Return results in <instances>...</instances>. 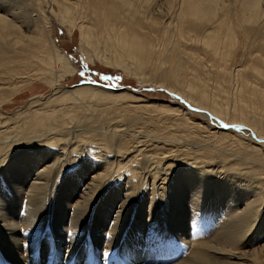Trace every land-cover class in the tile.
<instances>
[{
  "label": "bare ground",
  "instance_id": "obj_1",
  "mask_svg": "<svg viewBox=\"0 0 264 264\" xmlns=\"http://www.w3.org/2000/svg\"><path fill=\"white\" fill-rule=\"evenodd\" d=\"M13 1L17 2L18 0ZM52 1L59 7L58 16L61 20L70 24L71 27L78 29L80 50L86 59L92 60V54L89 53V49H92L95 57L103 61V63L121 68L124 72H130L132 75L137 74L139 68L143 67V65H151L156 71L164 70L168 66L167 79L181 86V90L177 91L167 83V87L165 88L171 93L179 95L188 101L192 100L191 103L195 107L197 106L200 109L209 111L208 113L218 120H227L226 126L234 124L229 121L238 122L239 124L243 123L250 127L258 138L264 139V42L256 43V41L260 40L257 30L261 25L264 26V0H232L233 4L237 3L235 22H233L229 13L228 6L231 3L230 0H93L95 3L89 1L92 3L89 8H91V12L94 14L92 21H90L92 23L89 24L84 18L80 19L77 17L79 10L76 8L75 3L71 5L63 0ZM162 1L167 4L166 7L172 12V16L168 17V20L161 19L159 13L157 16L153 15V10ZM16 2L10 4L8 1L10 5L6 4L9 7L2 6L4 14L0 13V81H2L0 82V106L1 103L8 102L22 89L31 86L34 80L43 81L52 87L53 91L42 99L35 97L31 101V105L40 104L39 106L21 109L11 113L12 115H5L0 112V171H2L6 180H13V177H15L18 181L15 185L22 183L24 180L22 177H25L24 173L27 172L31 177L34 174V170L38 172V174H34V178L30 181L31 184L27 190L31 194L27 195L34 198L37 196L41 199L38 202L35 199L34 209L35 211L38 210V213L36 211V214H32L34 213L33 209L28 208L25 211L27 215L22 219L24 220V224L27 222L25 227L29 223H33V226L30 228L31 231L34 228L37 230L38 233L34 241L38 243L40 239L37 236H40L44 228V214L47 211L45 191L47 190L50 181L49 177L54 169L53 166L56 163V158L59 154L66 155L65 153L68 151L73 154V150L81 154L82 158L79 161L85 162L87 166L83 164V168L80 171H86L90 176L92 175V181L82 191V200L75 204V214L69 218L70 226L79 230V238L77 243L69 246L70 249L68 251H64V259L61 264H89L84 259L76 261L78 255H81L79 243L85 237L86 231L83 228L88 219V209L92 203V197H94L93 195L96 193L95 191L98 186L109 175L108 173L112 167L107 164L109 157L105 152H101V150L93 152L90 150L84 151L85 148L82 144L92 141L93 138L89 141V137H95V134L96 137L108 140L113 139L116 135L121 137L123 133L113 125L104 130L108 133V136L105 137L100 129H98L101 125H97L92 121H87L86 125H84L82 123L83 119L81 120L82 115H78V111L81 108L77 104L84 105L87 112V109H94L92 108L94 102H115L119 100L121 95L132 96L129 93L110 92L105 87L99 88L95 87L96 85L92 86L89 84H80L79 86L70 88L53 87L58 81L73 76L75 72L72 62L56 46L50 36L49 14L52 13L54 15V11L52 9L44 10L43 5H38L40 11L35 14V17L38 20L40 16L42 21L44 20V25L40 26L38 22L31 25V20L28 21L29 19L27 20L22 17L21 13L24 14L25 12L24 15H26V11H20V6ZM6 4L4 1V5ZM6 8H8L7 11ZM157 12L159 11L154 13L157 14ZM240 46L243 49L241 56L243 62H240L233 68L235 71L233 75H236L237 80L236 87L234 86L235 89L233 88L232 104L229 109L228 103L223 101V97L219 99L213 92H217L219 87L222 88L223 82L228 81V73H231V71L228 72V69L231 70L229 62L233 59L236 50ZM202 59L206 63H211L207 65L208 63L206 64L203 61L204 65L206 64L209 67V71L206 70V73L211 72V77H213H206L203 79V82L199 80L198 75H193L189 71L182 69L183 65H191L195 72L199 73L196 68V62L201 64L200 61ZM181 72L188 76L184 77ZM206 73L205 76L207 75ZM208 78L212 79L215 83L212 84L213 86H219L216 87L217 90L211 92V89H209L210 91L207 89L209 86H206ZM159 87L164 86L161 85ZM218 91L221 92V90ZM217 93L219 94V92ZM138 101L142 102V100ZM109 105L111 103H107L106 107ZM137 106L147 107L148 109L158 108L157 111L167 110L173 111V113L178 111L179 115L183 114L186 118L188 114L183 108L179 107L164 109V104L162 103L157 107L142 104ZM103 116L107 121L113 119H110V116L107 117L106 113ZM188 119H191V121ZM188 119L185 123H192L193 125H189L190 127L197 130L201 128L203 130L202 127L204 126L201 120L199 121L193 117ZM115 121L117 122V120ZM95 125L99 127L97 128ZM2 127L5 129L1 130ZM209 128L206 126L207 130ZM180 130L182 131L183 129ZM199 131L197 132L199 133ZM96 132L100 133L97 135ZM230 132L231 129L220 132L213 131L212 133L231 137V139L224 137L221 141L237 142L238 144L236 145L240 146L243 144V147L246 145L249 152L245 147L246 152L243 151V148L241 152L243 151L245 155H248L255 164V168L251 167L246 174L235 171L228 172L227 166L234 164L236 160L232 159L233 161H230L231 159H228V152L226 153L222 150V147L226 146H221L218 141L220 148L213 144V146H210L208 145V141L201 139L192 143L191 141L195 139L190 137L189 132L188 134L186 133V136L190 137V139L188 138L190 141L184 138L185 136L183 137L187 139L186 145H190L184 151L183 158L180 157L178 162H174L173 157L178 156L177 151H175L176 149L174 150L176 153L174 152V155H170L169 157L172 159L170 166L174 169L177 176L174 182L178 186H175V198H173L172 207H177L179 204L186 202L185 198H183L186 195L181 194L182 191L179 187H185L184 191L188 193L187 195L190 194L189 198L192 199L194 209H204L205 206H202V203L204 204L207 197H212L210 193L214 195L215 199L218 195L216 192L218 190L216 189L219 187L222 189L220 191L221 200L226 202V206L238 201L241 194L245 197L243 198L245 202L244 205L242 203L243 207L241 206V209L236 206L227 213L224 224L216 232V237L208 242L196 243L192 259L182 260L176 264H243L241 261L244 259L247 250H243L246 245L242 240L254 229L259 222V217L261 219V215L263 214L261 207L263 202L261 200H263L264 196L262 197L261 193L264 191V151L257 152L261 147H259L260 144L257 147L253 145L255 142L251 144L253 141H250L251 143L248 142V139L244 138L243 135L241 136L237 132ZM157 137L159 138V136ZM214 138L216 137L214 136ZM169 139L172 140L170 137ZM173 139L175 138L173 137ZM199 141L204 142L202 143L203 145ZM262 142L264 143V141ZM179 144L181 145L182 143ZM47 145L53 146L56 150L47 148ZM225 145L229 147L230 144ZM231 146L230 150L232 149ZM236 148V152L234 151L235 155L238 152ZM19 153L22 154V158H17ZM245 155L244 159H246ZM115 159L112 161L114 164ZM213 159H218V164L215 163L217 161L214 162L215 165L217 164V169L219 170L216 172L219 175L222 173L221 182L217 181L214 188L207 179H204L205 177H202V174L208 170V167L213 169V166H211L213 163L209 162V160ZM241 159H238L237 162ZM131 161V159H128L127 165L124 167L130 168V171L128 170L129 184L135 177V173L136 175L141 173V171L138 173V170L135 171L136 169L129 166ZM116 162H118L116 166L122 163L121 159L116 160ZM31 165L32 170L29 171L28 166ZM59 165L61 167V164ZM185 166H189V168H185ZM225 168L227 172H221L223 171L221 169ZM117 170H119L118 167L115 169L116 173L118 172ZM177 173L179 174L177 175ZM138 176L141 177V175ZM143 180L145 181V179ZM186 182H190L191 184L187 186ZM219 183H221L220 186ZM171 186L169 183L167 187ZM22 187L25 188V186ZM131 189L133 188H127L128 191ZM126 193L128 192L126 191ZM242 196H240L241 199ZM165 197L164 201L162 200L163 198L161 199L163 203H166L163 204V209L167 207L169 202V197ZM243 201L241 200V202ZM130 204L129 201L123 204L125 207L124 211L118 216L119 221L117 222L116 220L109 230L115 233L109 244L113 248L118 245L117 241L126 222ZM149 204V208H152V210L148 208L149 224L154 225L158 223L160 214L159 205L162 203H159L156 198L151 197L149 198ZM4 205H0V241L2 242L4 258L8 260L9 264H50L48 261H42L39 257L34 256V253H32V256L27 257L25 247H31L32 245L31 243H26L24 248L19 245V238L16 236L19 227L14 223H10L15 216L3 213L6 212L2 210V206ZM237 205L239 204L237 203ZM171 211H175V209L171 208ZM240 246L243 247L240 248ZM56 254L58 253L56 252ZM51 264H54V262Z\"/></svg>",
  "mask_w": 264,
  "mask_h": 264
},
{
  "label": "rangeland",
  "instance_id": "obj_2",
  "mask_svg": "<svg viewBox=\"0 0 264 264\" xmlns=\"http://www.w3.org/2000/svg\"><path fill=\"white\" fill-rule=\"evenodd\" d=\"M4 1L5 4H12L13 2H16L13 0H0L1 14H4V9H2V6L9 7L10 5H4ZM63 1L71 5L75 3L76 8H78L79 10V12L77 13V17H79L80 19L84 18V20H86L88 24L92 23L90 21H92V16L94 17V14L93 12H91V8L89 7L90 4L92 5V3L94 2L93 0ZM89 1H91L92 3ZM17 2L16 3L20 6V11H26V15H24L25 12L24 14L21 13L23 15L22 17L27 20L29 19L28 21L31 20V25L35 22H38L40 26L44 25V20L42 21L40 16L38 17V20H36L35 17V14L40 11L39 6L43 5L44 10L52 9L54 11V15L52 13L49 14L50 36L56 46L62 52H64L67 55L68 59L72 62L73 66L75 67V72L73 76H69L61 81H58L57 84H55L53 87L70 88L79 86L80 84H89L92 86L96 85L95 87L99 88L105 87L110 92L114 91L118 93H129L132 96L130 97L121 95L119 100L115 102H103L101 100L103 104L94 102V105L92 106V108L94 109H87V112L84 105L77 104L81 108L78 111V115H82L81 120L83 119L82 123L84 125H86L85 123L87 121H92L97 125H101L100 127L97 125L95 126L97 128L99 127L98 129H100L105 137L108 136V133L104 130L110 128V126L112 127L113 125H115L116 129H119L121 133H123V135L121 137L116 135L114 136L115 139L113 137V139L106 140L101 137H96L95 134V137H89V141L91 138H93L92 141L86 144H82V146L85 148L84 151L90 150L93 152L96 150H101V152H105L109 157L107 164L110 165L112 169L109 171V175L105 177V181L103 180L101 185L98 186L97 190L95 191L97 194L94 193V197H92V203L88 209V219L83 228V230L86 231L85 237L79 243V250L81 251V255H78L76 261L78 259H84L89 264H176L182 260L192 259V254L195 252V244L200 242H208L216 237V232L221 227V225L224 224V219L227 217V213L236 206L237 208L241 209L244 205L245 200L243 201V198L245 197H243L241 194L239 195L240 201L238 199L240 203L236 201L229 206H226V202L224 200H221L220 191L222 189L221 187H219L216 189L218 190L216 191L218 195L215 199L214 195H211L210 193V196L212 197H207V199H205L204 201V204L202 203V206H205L204 209H194L191 201L192 199L189 198L190 194L187 195L188 193L184 191L185 187H179L182 191L181 194L186 195L183 197L185 198L186 202L182 199L185 202L184 204H179L177 207H172L173 198H175L174 190H176V187L178 186H176V182H174L177 176L174 169H172L170 166L172 162V159L169 158L170 155H174V152L177 151L178 156H174L173 159L174 162H178V159L180 157L183 158L185 153L184 151H186L187 147L190 146L186 145V140L188 138L190 139V137H193L195 140H192V143L197 142V140L201 139L204 141H208V145L210 146L215 145L219 148L220 144L221 146H226L222 147V150H224L226 153L228 152V159H231L230 161H233L232 159H234V161L236 160L234 164L227 166L228 172L235 171L237 173L239 172L246 174L247 172H249L251 167L255 168L254 161L244 153L247 149L246 145L244 146L246 148L245 149L243 147V144L238 146L236 145L238 144L237 142L231 143L228 140H226L228 142H225V140L221 141V139H224V137L226 139H231V137L213 134L212 132H220L222 130L224 131L227 129H231L230 133L237 132V134L239 133V135H243L244 138L248 139V142L253 141L252 143L250 142L251 144L255 142L253 145H256L257 147L260 144L259 147L261 146V149L259 148V151L257 152L264 151V143L262 142L264 141V139L258 138L254 134L252 129L243 123L239 124L238 122L229 121L234 124L226 126V123L228 122L227 120H218L210 115L208 113L209 111L200 109L197 106L195 107L191 103L192 100L188 101L179 95L171 93L168 89L165 88L167 87V83L177 91L181 90V86L178 83H172L167 79L168 66L164 70L156 71V69L151 65H143V67L139 68L137 74L132 75V73L130 72H124V70L121 68L113 67L109 64L103 63V61H100L95 57L92 49H89V53L92 54V60L86 59L82 55L80 50L78 29L75 27H71L70 24L61 20V18L58 16L59 7L52 0H18ZM230 2L231 3L228 6L229 13L231 14L233 22H235V9L237 8V3L233 4L234 2L232 0H230ZM27 3H29V5L26 6ZM166 6L167 4H165L163 1L160 2L158 5L159 8L157 7V9L155 7V9L153 10V15L157 16L159 13L161 19L164 18V20H168V17L172 16V12ZM7 9L8 8H6V11ZM156 11L159 12H157L156 14L154 13ZM160 13L162 15L164 14L163 16L167 17H163ZM257 34L260 35V40L256 41V43L264 42L263 25L258 28ZM242 50L243 49L240 46L236 50L235 56L232 59L233 61L230 60V62H232H229V68L231 70L228 69V72L231 71L232 73H228L230 81L228 79V81L226 80L227 82L225 81L226 83L223 82L221 86L222 88L216 86L219 87L218 90H221V92L217 90L215 85H212L215 84L212 79H210L213 78L211 77L212 73H206V70L209 69L207 65L211 63L207 62V64L203 60L204 58L200 61L201 64H199V62H196V68L199 73L195 72L191 65H183L182 69L189 71L193 75H198L201 82H203V79H205L206 77H210L208 78L209 80H207L208 83L206 86L209 85L207 89H211V92L217 90V92H219V94H221L222 96L219 95L216 91L213 93H215L219 99L223 97V101H226L228 103V107L230 109L233 98V88L235 89L237 80L236 75H233L235 72L233 68H235V66L240 62H243V59L241 57L243 52ZM203 61L207 65H204ZM205 73L207 74L206 76ZM101 74H105L106 77L101 79ZM182 74L184 75V77L188 76L187 74ZM161 85L164 87H159ZM52 91V87L45 84L43 81L34 80L32 81L31 86L19 91L8 102L1 103L0 112L5 115H12L11 113L15 111L39 106L40 104L31 105V101L35 97H40V99H42L52 93ZM225 91L227 94L225 93ZM138 100H142V102H139ZM107 103H111V105H109L111 108L109 106L106 107ZM161 103L164 104V109L169 107L183 108V110L188 113L187 118L183 114L179 115L178 111L173 113V111L171 112L167 110L157 111L158 108L148 109L147 107L137 106L142 104L153 105L157 107ZM101 111L103 115L106 113L107 117L110 116L109 118H113L114 120L112 119L110 121H107L101 114ZM176 116L178 117L176 118ZM184 117L185 119H183ZM190 117L196 118L199 121L201 120L204 126L202 127L203 130L199 127L198 130L195 128L193 129L192 127H190L192 123H185ZM115 120H117V122ZM188 120L191 121V119ZM100 123H102L103 125ZM173 126L179 127L175 128ZM206 126L210 127L209 130L206 129ZM187 127L190 129H188ZM4 129L3 127L1 128V130ZM180 129L183 130L181 131ZM200 129L202 132L199 131ZM197 131H199V133ZM153 132L159 133H155V136ZM178 132L181 133L182 136ZM188 132L191 135L190 137H188V135L186 136V133L188 134ZM96 133L98 135V133L100 132ZM148 133L152 134L150 135ZM174 134L176 135V137ZM201 135L203 136L201 137ZM157 136H159V138ZM214 136L216 138H214ZM169 137L172 140H170ZM173 137L175 139H173ZM183 137L187 139H184ZM176 138H178L177 141L179 142L176 141ZM189 139L188 141H190ZM179 143L182 144L180 145ZM202 143L204 142H201V144ZM162 144L164 145V147ZM225 144L230 145L228 147ZM230 146L232 148L231 150ZM47 148L56 150V148L51 145H47ZM235 148L238 149L237 155H235ZM242 148L244 152H241ZM181 153L183 154L180 155ZM65 154L66 155L59 154V156L56 158V163H54L53 166L54 169L51 172L52 178L51 176L49 177L50 181L48 183L47 190L45 191L47 211L44 214V228L40 236H37L40 239L38 243L34 241L36 234L38 233L37 230L34 228L31 231L30 228L33 226V223H29L27 227H25V224L27 222L24 224V220H22L23 217L27 215L25 211L28 208L33 209L32 211H34V213L32 214L38 213V210H36L37 212L35 211L34 206L36 201L38 202L41 199L37 196H35L34 198L27 195L30 194V192L27 191L29 185L31 184L30 181L33 180L34 174H38V172L34 170V174L31 177L29 176V174H27V172L24 173L25 177H22L24 179L22 183L19 185H15L18 182L15 177H13V180H6L2 171H0V205L5 204L4 206H2V210H5L6 212L3 213L8 215L12 214L15 216L12 219V222H9L14 223L19 227L16 235L19 238V245L24 248L26 243H31V247H25L27 257L32 256V253H34V256L39 257V259L42 261L46 260L50 264L53 262L54 264H61L62 260L64 259V251H68L70 249L69 246H72L71 244L78 242L79 230L70 226L69 218L71 215L73 216L75 214V204L82 200V191H84L88 183L92 181V175L90 176L86 171H80L81 168H83V164H85V162L79 161V159L82 158L81 154L74 150L73 154L70 151L66 152ZM166 155H168V158H165ZM244 155L246 159H244ZM238 156L240 157L236 158ZM241 157L243 158L241 159ZM17 158H22V154L19 153L17 155ZM112 158H116L115 164L112 163ZM118 159H121L122 163L119 164V166H116V164H118L116 160ZM128 159L132 160L131 164L129 165L130 167L136 169L135 171L138 170V173H140L139 171H141L140 174L136 175L135 173L136 178L134 177L130 181V184L128 181V170L130 168H124L125 165H127ZM238 159L241 160L237 162ZM217 160L218 159L209 160V162L213 163H210L211 166H213V169L211 167H208L207 169L211 171L209 172L208 170H206L204 172L205 174H202V177H205L204 179H207L212 184L213 188L216 186L215 184L217 183V181L221 182L222 179V173L219 175V173L216 172L219 171L217 169ZM214 162L217 164L215 165ZM59 164H61V167ZM85 166H87V164H85ZM31 167L32 165L28 166L29 171L32 170ZM116 167H118V169L120 170H117V173L115 171ZM185 168H189V166H185ZM221 170H223L221 172H224L226 168ZM79 172L82 173L80 176ZM178 174L179 173H177V175ZM138 175H141V177ZM137 178H140L139 182ZM143 179H145V181ZM169 183L170 185H172L171 187H167ZM186 184L187 186H189L191 183L186 182ZM21 185L25 186V188ZM220 185L221 183H219V186ZM128 187L133 189L128 191ZM126 191L129 194L126 193ZM148 191L150 192L148 193ZM144 194H146V196H144ZM261 194V196L263 197L264 191H262ZM165 196L169 197V202L167 204V207L163 209V204H166L163 203V201L165 200L164 198H166ZM240 196H242V199ZM151 197L156 198L159 203H162L161 205H159L160 214L158 217V223L154 225L149 224L148 216L149 210H152V208H149V198ZM241 200L243 202H241ZM122 201H129L131 203L129 205L130 210L128 211V215L126 218V225L124 224L122 233L120 234L117 241L118 245L113 248L109 244L115 233H113L112 231L110 232L109 230L111 229V226L116 222V220L117 222L119 221L118 216L124 211L125 206L123 204H125L126 202L123 203ZM261 201L263 202V204L261 205L263 210L261 219L259 217V222L257 223V225L254 227V229H252V231L247 234L245 239L242 240V242L244 241L243 243L246 245L243 250H247V253H245L244 255V259L241 261L243 262V264H264V197ZM237 203L239 205H237ZM171 208H174L175 211H171ZM121 209L123 210L121 211ZM242 247L240 246V248ZM56 252L58 254H56ZM0 264H9L8 260L4 258L1 241Z\"/></svg>",
  "mask_w": 264,
  "mask_h": 264
},
{
  "label": "trees",
  "instance_id": "obj_3",
  "mask_svg": "<svg viewBox=\"0 0 264 264\" xmlns=\"http://www.w3.org/2000/svg\"><path fill=\"white\" fill-rule=\"evenodd\" d=\"M101 73H102V72H101ZM100 77H101V79H103V78L106 77V75H105V74H101Z\"/></svg>",
  "mask_w": 264,
  "mask_h": 264
}]
</instances>
